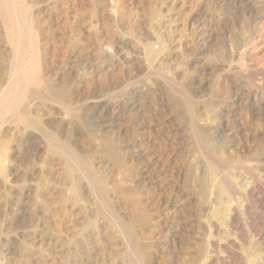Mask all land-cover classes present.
I'll return each mask as SVG.
<instances>
[{"label":"rangeland","instance_id":"rangeland-1","mask_svg":"<svg viewBox=\"0 0 264 264\" xmlns=\"http://www.w3.org/2000/svg\"><path fill=\"white\" fill-rule=\"evenodd\" d=\"M28 3L47 82L24 104L34 123L0 117V264L198 263L223 182L264 185V0ZM13 54L0 11V90ZM51 133L101 194L85 175L72 191Z\"/></svg>","mask_w":264,"mask_h":264},{"label":"bare ground","instance_id":"bare-ground-1","mask_svg":"<svg viewBox=\"0 0 264 264\" xmlns=\"http://www.w3.org/2000/svg\"><path fill=\"white\" fill-rule=\"evenodd\" d=\"M28 4H30L28 3V0H0V11L3 22L6 26L7 36L11 43L12 52L14 53L13 64L15 65L10 81L3 90H0V117L4 115V112L11 111L13 112L14 117L16 116L15 119H17V123L23 122V124H29L28 122H31L32 115L30 116L31 113L25 109L26 106H24L25 102H27L28 98L31 96V94H33L31 91L34 90H31V88L41 87L45 84V82H47L45 76L41 74V63L39 58L41 34L38 29L40 26V20L35 17L34 14H30L29 7L31 6ZM61 98L63 100V106L73 104L72 102L74 98L72 100L71 96L64 94ZM17 123L16 125H20V123ZM198 134H200V132H197V136ZM47 138L50 143V151H52L54 156L60 158L65 163V166H67L66 169L64 167V170H66L65 174L67 175L65 177L70 180L72 187L71 189L73 192H76L77 182H79V178H82L83 175L86 176V179L92 178L93 181L96 182V187L99 188L100 194L104 191L98 186L100 185V177L98 178L95 174H93L92 171H90L92 168L91 165H89L90 170L87 168L88 173L83 171V173H80L81 170L79 171L78 167L81 164L83 157L78 152V154L76 153V149L73 148L71 144L69 145L67 144L68 142H61L60 138L52 133L47 134ZM261 142L256 143L257 145L255 146L252 153L254 152L253 164H255L257 167L256 170H259V175L263 179L264 141L262 143ZM218 168L219 167L216 165V162L211 165V171L213 172L217 171ZM250 175L252 176L253 180H251L249 177H245L243 184H238V186L240 185V188L236 186V183L231 184L232 182H225L226 180L223 182L222 188L228 194L227 198L229 199V203H231V205L226 210L227 218L225 217V224L223 223L224 228H217L219 232L217 235L220 234L218 237L212 228L210 229L207 235L208 238L206 242V249L203 252L201 251L202 253H205L202 254V259H200L201 255H199L200 258L198 256V260L200 259L198 263L195 261L193 262L194 258L191 260V262L187 260V263H182L264 264V185L261 179L256 178L255 173ZM236 189L238 190V195L236 194ZM108 208L110 209L111 207ZM108 208H106V210ZM117 213L119 214V212ZM130 254H133V252H130ZM220 254L221 256L222 254L224 255L222 256L223 258H221L223 261H219L218 257ZM135 255L137 256V254ZM135 255L133 256L136 257ZM141 258L143 257L141 256Z\"/></svg>","mask_w":264,"mask_h":264}]
</instances>
